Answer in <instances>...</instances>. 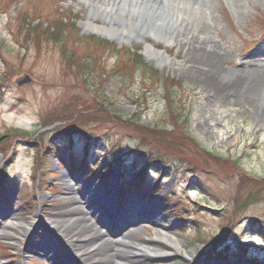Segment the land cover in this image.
Returning a JSON list of instances; mask_svg holds the SVG:
<instances>
[{
  "label": "rangeland",
  "instance_id": "obj_1",
  "mask_svg": "<svg viewBox=\"0 0 264 264\" xmlns=\"http://www.w3.org/2000/svg\"><path fill=\"white\" fill-rule=\"evenodd\" d=\"M200 4L206 7L192 12L189 29L213 37L229 54L215 82L224 85L247 76V70L244 74L238 71L242 61H251L258 70H264V0H200ZM87 17L88 11L79 0H0V171L4 172L0 174V264H226L215 258V253L228 244L236 256L234 264H264V183L259 182L264 178V106H245L233 97L216 98L201 77L190 71L193 64L186 56L187 49H182L181 31H177L174 44L157 46L170 58L158 66L147 60L142 42L119 44L86 32L83 22ZM23 18L25 28L36 27L32 35L21 27ZM55 24L62 29L59 35L63 40L41 39L38 32L48 34L46 26ZM91 38L104 45L95 50ZM130 52L141 53L148 66L158 72L160 82L151 84L148 74V79L144 75L134 81L125 78L131 72L122 67ZM72 53H76L74 60L70 59ZM24 75L34 81L18 87L16 81ZM162 78L181 85L175 88V105L182 110L185 127L200 147L194 149L199 157L188 155L210 171L172 157L167 159L159 182L161 195L150 201L145 190L137 196L124 189L121 200H111L109 193L105 195L103 189L87 181L96 176L84 172L104 161L111 162L115 170L120 157L126 172L123 185H127L134 165H141L150 147H138L132 127L106 122L108 105L112 113L134 119L136 125L170 126L173 119L167 111ZM94 101L104 105L95 107L105 121L82 124L65 120L59 131H42L45 121L67 115L65 110L76 117V108ZM83 115L88 118L90 114ZM68 134L75 136L72 145ZM86 138L91 148L86 168L74 171L72 165L83 162ZM51 139L56 143V154L47 151ZM158 153L160 156L163 151ZM57 157L62 161L60 166ZM157 167L150 168L141 190L160 178ZM240 171L257 178L259 184L253 181V190L259 187L260 201L234 216V186ZM88 185L92 191L97 189L103 203L112 202L108 210L101 211L102 205L97 203L92 209L85 205L82 197ZM246 192L248 188L242 196L247 197ZM165 193L177 214L166 213L162 202H155ZM136 196L138 205L134 207ZM151 205L156 208L150 214L156 215L153 221L129 219L130 213L146 208L150 212ZM39 215L43 218L38 219ZM78 217L86 218L88 224L76 227L70 235L48 226L50 221L67 226L66 220ZM15 220L21 225H13ZM106 220L112 227L104 226ZM125 222L129 225H118ZM89 226L98 233L97 241L89 240ZM110 231L114 233L109 235ZM222 232L226 243L208 244ZM159 236L173 237L180 247L166 241L155 243ZM72 241L78 242L80 253L69 248L67 244ZM56 242L63 246L61 251L54 248ZM109 246L116 247L121 255L106 257ZM140 246L145 254L136 253ZM241 247L248 253L244 257L237 256ZM205 250L210 251L208 256L200 257Z\"/></svg>",
  "mask_w": 264,
  "mask_h": 264
},
{
  "label": "bare ground",
  "instance_id": "obj_2",
  "mask_svg": "<svg viewBox=\"0 0 264 264\" xmlns=\"http://www.w3.org/2000/svg\"><path fill=\"white\" fill-rule=\"evenodd\" d=\"M79 2L88 11V17L83 22V29L86 32L95 33L111 41H117L119 44L142 42L146 46L147 60L155 62L158 66L168 63L170 58L166 50H160L157 46L162 44L168 47L174 44L177 31H181L182 34L179 37H181L182 49H187L186 56L193 64L190 71L201 77L205 86L216 98L233 97L238 98L245 106H250L252 103L264 106V70H258L257 65L251 61H242L238 70L242 74L247 70L249 73L247 76L236 77L224 85L215 82V76L221 64L229 58V54L227 51H223L213 37L203 36L194 33L195 30L189 29L192 12L198 8L206 7V5L200 4V0H79ZM262 117L264 118V115ZM89 188L85 190L86 192L84 191L85 195L83 194L82 198L85 205L88 207L90 205L89 208L92 209L95 208L94 204L98 195L95 190L92 191ZM100 210L104 209L100 208ZM74 211L77 214L76 208ZM143 217H145L144 213H130L129 219L136 222ZM15 221L13 225H21V222ZM59 223L50 221L48 226L59 234H62L64 229L66 235H70L76 227L88 224V220L83 217L68 219L64 223L67 226L63 227H60ZM118 225L123 228L122 225L127 226L129 222ZM33 226L34 224H32ZM104 226L112 227L111 221L106 220ZM88 229L90 231L89 240L97 241L98 233L91 226ZM113 233L110 231L108 234L112 235ZM163 233L165 234V232ZM63 237L67 239L65 236ZM162 241H166L175 248L180 247V242L171 236H159V241H155V243ZM151 244L149 243V246ZM67 245L75 253H80L78 242L72 241L70 245ZM56 247H59L60 251L63 248L57 242L54 248ZM91 248L92 251H96L94 246ZM142 249L144 247L136 248L135 251L137 254H145ZM92 251H89L88 254H92ZM105 254L106 257L115 258L121 255V252L116 247L109 246ZM187 255L192 256L191 253H187Z\"/></svg>",
  "mask_w": 264,
  "mask_h": 264
},
{
  "label": "trees",
  "instance_id": "obj_3",
  "mask_svg": "<svg viewBox=\"0 0 264 264\" xmlns=\"http://www.w3.org/2000/svg\"><path fill=\"white\" fill-rule=\"evenodd\" d=\"M26 18H23L21 21V27L24 30H27L28 34L32 35L34 33V31H36V27H26L24 26V20ZM23 21V22H22ZM58 21V20H57ZM60 22V21H58ZM48 28L49 33H45V31H41V33L38 32L39 36L41 39H50V40H54L55 42L59 43L60 41L63 40V36L61 37L59 35V32L62 31L61 28H59L56 24L51 26L50 28L48 27V25L46 26V29ZM45 29V30H46ZM71 30V29H70ZM31 31V32H30ZM45 33V34H44ZM55 38H54V34ZM62 33V32H61ZM45 37V38H42ZM61 37V38H60ZM40 39V40H41ZM91 41H95L94 44V49L97 50V48L99 49L101 45H104V43L100 40H95L94 38H91ZM102 43V44H101ZM97 46H96V45ZM76 56V53H72L70 56L71 60H74V56ZM88 68V67H86ZM129 69L131 73H126L124 75L125 78H129L132 79L133 81L138 77L141 76L143 77V75L146 77V79H148L147 74L150 76L151 81L149 80V82L151 84H157L158 82H160V78H159V74L156 70H154L153 68L149 67L148 64L143 60V56L141 53H129L128 56V62H126L125 65H123L122 70L123 69ZM163 79V85H164V93L166 94V107H167V111H169L173 121H172V125L167 126V127H160V126H153L151 128V126H139L136 125V122L134 119H123L122 117L116 115L114 112L112 113L110 106L108 105V109H109V113L110 115H108V120H106V122H118L121 123L123 125L132 127L134 129V136H136V138L138 139V147H150L148 154L146 155L145 159L142 161L141 165H134V170H133V178L131 179L129 186L131 188H136V189H140V186L143 182H145V180L147 179V175H148V171L150 170L151 167H155V166H159L157 167V169L160 171L159 172V179L157 181H155L154 183H150L148 182L147 185V190L151 192L152 196H157V195H161L162 194V188L160 187V180L161 177L164 176V170L167 164V159L174 157L175 159L181 161L184 160L185 163L189 166H192L193 168H204L205 171H210L208 168L203 167L202 165H200L198 163V161L196 160V157H192L193 154H195V156L199 157L197 154L195 153L196 150H198L200 147L198 145V142L188 133L187 128L185 127V124H187V121H184V117L182 116V110H179V108L176 107L175 105V97L174 95L175 93V88L179 89L181 88V85L179 83H176V81L170 80L168 78H162ZM76 101H80L79 99L76 98ZM85 104L82 105L80 107V110H78V108H76V113L77 116L75 117V115L71 113H68L69 111L65 110V112L67 113V115H61L59 118H52L49 119L47 121H45L44 125L42 126V128H54L57 129L56 131H59L63 125L66 124L65 120H73L76 122H80L82 124H87V123H97L99 122H103L105 121L104 119H102L101 117H99V113L101 110H99L98 108H96L95 106H100L103 104H100L98 101H94V102H90L89 104H87V102H84ZM104 106V105H103ZM77 107H79L77 105ZM74 110V112H75ZM176 111L180 112L176 114ZM80 113H79V112ZM82 113V114H81ZM83 114H90L88 118H85V116ZM67 116V117H66ZM123 122V123H122ZM182 123V124H180ZM42 134V133H41ZM51 136V135H50ZM68 142L72 145L74 144V139L75 136L74 134L69 135L68 134ZM90 139L86 138V143L84 145V157H83V165H85L84 162H86V158L88 156V152L90 150V144H89ZM47 146V151H49L50 154L55 153L56 154V143L54 142V140L51 139V141H48ZM192 146V149H191ZM152 148V149H151ZM196 149V150H194ZM162 152V155L159 156V153L157 152ZM205 152V151H204ZM192 155H188L191 154ZM130 160H136L137 158L135 157H130ZM196 158V159H195ZM216 158L217 161H219L220 159H217V157H213ZM119 162L122 164L121 168H124L123 165V161L122 158L118 157ZM203 162L205 163V161L203 160ZM82 164L79 166H83ZM139 166V167H138ZM138 167V168H137ZM239 170V169H238ZM112 171L111 168V164L107 163V165L104 167L103 169V173H105V175H108L110 172ZM2 174H4V172H2ZM124 174V173H123ZM91 176V175H90ZM125 176V175H123ZM237 181H236V185L234 186V190H235V196L233 198V206L235 207V213L234 216L238 215L243 209H246L248 206L255 204L256 202L260 201L259 200V187H256L253 190V181L255 182V179H257L255 177L248 175L246 172H238L237 175ZM123 178V177H122ZM135 179H137V181H135ZM260 183H264V178L263 179H259ZM256 186H258L257 184H259L258 182H255ZM248 188L249 192H246V196H242V191L244 189ZM163 198V200L165 201V204L168 205V200L166 198H168V194L162 195L161 196ZM244 197L246 199H244ZM176 209L172 208L171 206H168L167 208V212L171 215L177 214ZM232 221L228 224H226L224 227L225 229H227L229 226H231ZM224 232L221 233V235H217L215 236L208 244H215V243H219V242H224L226 241V239H223V234ZM240 252L242 253V255L245 254V251L243 249H240ZM218 256H225V259H228L232 256L231 254V247L227 246L225 248V250L223 252H220L217 254ZM224 258V257H223ZM233 258V257H232Z\"/></svg>",
  "mask_w": 264,
  "mask_h": 264
},
{
  "label": "water",
  "instance_id": "obj_4",
  "mask_svg": "<svg viewBox=\"0 0 264 264\" xmlns=\"http://www.w3.org/2000/svg\"><path fill=\"white\" fill-rule=\"evenodd\" d=\"M32 82H33V80H32V78L29 75H24L22 78H20V79H18L16 81V84L19 87H22V86L27 85V84H30Z\"/></svg>",
  "mask_w": 264,
  "mask_h": 264
}]
</instances>
